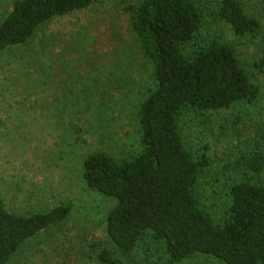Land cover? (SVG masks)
<instances>
[{
	"label": "rangeland",
	"instance_id": "1",
	"mask_svg": "<svg viewBox=\"0 0 264 264\" xmlns=\"http://www.w3.org/2000/svg\"><path fill=\"white\" fill-rule=\"evenodd\" d=\"M14 0H0V17ZM203 29L229 43L260 88L253 101L227 109L185 111L178 119L185 146L207 144L209 166L199 175L200 204L219 222L229 204L228 186L238 174L226 164L252 151L264 153V76L255 60L264 46V0H241L260 21L259 32L238 38L214 16L218 0H195ZM139 0H96L41 25L25 44L0 51V198L26 213L58 203L71 208L67 220L28 239L6 264H97L99 245L116 252L105 232L115 201L86 188L83 157L104 150L125 156L137 146V110L151 66L129 26ZM256 182L264 181V171ZM120 256L118 253H116ZM123 264H219L205 255L167 261L147 239Z\"/></svg>",
	"mask_w": 264,
	"mask_h": 264
},
{
	"label": "trees",
	"instance_id": "2",
	"mask_svg": "<svg viewBox=\"0 0 264 264\" xmlns=\"http://www.w3.org/2000/svg\"><path fill=\"white\" fill-rule=\"evenodd\" d=\"M95 1L14 0L0 17V51L27 43L41 25ZM214 16L241 39L260 29L241 0H218ZM204 21L195 0H139L130 8L129 26L151 66L136 115L137 146L118 158L92 150L81 162L84 186L115 201L105 232L116 252L99 245L92 255L97 264H123L122 257L147 239L161 246L170 263L205 255L219 264H264V181H254L264 171V153L252 151L226 164L240 178L229 184L228 207L216 222L196 192L210 164L209 146L193 152L179 131L185 111L227 109L260 95L234 48L208 34ZM255 68L264 76V46ZM70 213L64 203L22 213L0 198V264Z\"/></svg>",
	"mask_w": 264,
	"mask_h": 264
}]
</instances>
